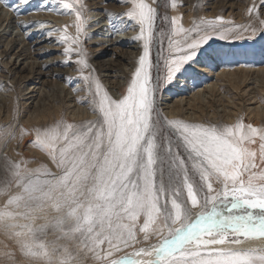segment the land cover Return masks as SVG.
Segmentation results:
<instances>
[{"label":"snow or ice","instance_id":"obj_1","mask_svg":"<svg viewBox=\"0 0 264 264\" xmlns=\"http://www.w3.org/2000/svg\"><path fill=\"white\" fill-rule=\"evenodd\" d=\"M56 2L75 12L77 37L63 35V51L69 61L78 54L99 118L34 130L30 143L61 172L14 164L19 191L0 205V229L16 237L32 264H83L81 250L100 264H264V247L241 246L242 237L264 239V127L242 119L217 125L162 117L150 59L157 10L147 0H123L131 5L124 15L140 26L143 54L126 93L113 98L85 74L87 60L72 47L84 27L79 0ZM171 3L176 7L177 0ZM171 23L183 43L169 39L176 54L166 61L168 82L211 39L200 25L213 21L188 29L178 17ZM257 141L258 150L250 147ZM138 233L157 243L135 247ZM62 240L78 241L76 252ZM127 248L133 250L118 255Z\"/></svg>","mask_w":264,"mask_h":264},{"label":"rangeland","instance_id":"obj_2","mask_svg":"<svg viewBox=\"0 0 264 264\" xmlns=\"http://www.w3.org/2000/svg\"><path fill=\"white\" fill-rule=\"evenodd\" d=\"M147 2L157 10L150 45V59L153 63L152 84L156 86V108L162 117L169 120L179 118L188 122L217 125L233 124L238 119H242L244 123L254 127H264V107H262L264 101L261 104H250L249 101L244 102L245 99L241 98L240 102L236 100L240 104L233 107L230 103L228 107L226 103H223V106L215 103L213 109L217 114L213 116L208 108L206 118H198L199 114L203 115L200 109L190 108L187 103L196 92L206 91V94L207 89L210 88L208 86L214 82V76L220 73V70L224 72L233 69L235 71L236 69L250 70L248 76L250 78L248 82H250L246 84V87H242L244 90L248 88L245 94L249 90L252 91V95L257 93L258 96L263 93L261 89L264 88V73L258 75L256 72L264 69V0H177L176 7H172L171 0H147ZM75 6L81 11L84 27L78 35L77 44L72 47L79 49L87 60L89 67L84 69L85 74L91 73L92 78L98 80L103 89L107 90L113 98L119 99L126 93L132 73L139 66V56L143 54V40L136 39L140 33V26L135 20L124 15L131 5L123 0H79ZM172 11L176 13L173 14ZM122 17H126L125 20L131 21L136 28V32L129 36L133 37L130 41L137 45V48L131 50L139 53L136 63H131V59H122L121 55L124 54L114 49L116 45L109 46L116 36H120L121 39L125 37L124 32L117 28L108 32L104 28L95 30L107 19L116 20L115 23H118ZM172 17H178L180 25L185 29L191 28L194 23L200 24L201 20L213 21V24L211 26L200 25L209 33L211 39L202 45L197 57L185 66L182 74H178L172 82H168L166 61L176 54L169 39L183 43V34L173 31ZM91 23L99 25L93 27ZM65 34L73 38L77 37L76 15L74 11L63 8L56 0H30L27 5L21 4L20 0H0V35H2L0 36V100L4 102L5 99L6 102L0 101V189H6L4 194H0V205L7 201L9 195L19 191L12 175L14 164L19 163L22 168L27 167L28 169L40 168L41 171L47 169L57 175L61 172V169L44 151L30 143L34 140L35 129L45 128L59 120L81 124L96 121L99 118V113L93 110L89 84L80 77L81 66L75 62L79 58L78 54L73 52L71 61H69L63 51L65 47H68V44L61 40ZM101 39L108 41L102 43ZM123 40L128 41L125 38ZM104 46L107 48L100 51V48ZM26 47L31 53L25 50ZM123 49L130 50L128 47H123ZM109 67H112L111 71L108 70ZM123 67L127 73H130L129 75L124 76L120 72ZM208 68H211L215 74L205 77ZM258 80L262 81L258 82ZM252 81L257 83H252ZM55 82L59 84L57 88ZM32 90L33 92L28 94ZM179 90L181 92H177ZM77 93H83L81 97H78L81 104L77 105L76 101L69 103L67 99L69 100ZM226 93L228 97H233L230 91L224 92L223 95ZM180 99H183L181 115L169 118L170 107H174L176 101ZM241 105L247 110L240 118H232L236 109ZM58 107L61 110L59 118H54L53 114V118L33 120L41 115L40 112L45 111L44 113L47 114L56 111ZM257 107L259 111H262L263 116L258 118L259 123L254 125L252 115ZM88 108L92 109H89L91 110L90 117L82 119L80 112L88 111ZM250 109H254L252 113L249 112ZM29 120H32V123ZM33 122H36L34 129L28 131ZM258 145L259 141L250 147L258 150ZM142 235L138 233L140 243L135 247L157 242L155 236L145 242ZM48 239H55V236L50 232ZM60 242L68 244L72 251L76 252L78 241L62 240ZM253 247L264 246L250 245L245 248ZM132 250V248L123 249L118 255ZM5 253L12 255H5ZM79 259L83 261V264H100L91 258V253L84 250L79 251ZM0 264H32V261L19 251L16 237L3 229H0Z\"/></svg>","mask_w":264,"mask_h":264},{"label":"bare ground","instance_id":"obj_3","mask_svg":"<svg viewBox=\"0 0 264 264\" xmlns=\"http://www.w3.org/2000/svg\"><path fill=\"white\" fill-rule=\"evenodd\" d=\"M244 2V1H243ZM93 8H95V7H93ZM101 8V7H100ZM172 13H173V11H172ZM174 13H176V12H174ZM173 13V14H174ZM114 14V13H113ZM95 15V14H94ZM99 15V14H98ZM96 16V15H95ZM119 16V15H118ZM105 17V16H104ZM2 18V17H1ZM13 18V17H12ZM93 18H94V16H93ZM101 18V17H100ZM125 18L126 17H122L120 20V22H116L115 23V21L116 20H113V21H111V19H107V21L105 22V23H102V26H100V27H98V28H96L95 30L97 31V30H99V29H102V28H104V30L106 31V32H108V31H111V30H113L114 28H117V29H120L119 31H122V32H124L125 33V37H123V38H125L126 40H128V41H124L123 40V38L121 39V37L120 36H116L114 39H112V42L109 44V46L111 45H116L115 47H114V49L117 51V52H119V53H122V54H124V55H121V57H122V59H131V63H136V59H137V56H138V52H132L131 50L132 49H135V48H137V45H135V44H133V42H131L130 40H132L133 39V37H129L130 35H132L133 33H135L136 31V28H135V25H132V22L131 21H128V20H125ZM3 19V18H2ZM117 19V18H116ZM188 20V19H187ZM94 21V20H93ZM101 21H103V20H101ZM9 22V21H8ZM96 22V21H95ZM185 22H186V20H185ZM13 24V23H12ZM91 24H93V23H91ZM7 25V24H6ZM15 25H17V23L15 24ZM97 25H99L98 23H95V24H93V27H97ZM37 30V29H36ZM35 30V31H36ZM39 30V29H38ZM102 31V30H101ZM8 32V31H7ZM6 32V33H7ZM4 33V32H3ZM111 33V32H110ZM49 34V33H48ZM51 34V33H50ZM0 36H2V35H0ZM50 36V35H49ZM48 37V36H47ZM46 37V38H47ZM127 37H129V38H127ZM48 38H50V37H48ZM102 43H106L108 40H104V39H101L100 40ZM36 42H40V41H36ZM125 43V44H124ZM14 44V43H13ZM36 44V43H35ZM123 44V45H122ZM128 47L130 50L128 51V49L126 50H124L123 49V47ZM10 48H12V46H10ZM105 48H107V47H105L104 46V48L102 47V48H100V51H103ZM30 49V48H29ZM25 50L26 51H28L29 53H31L30 52V50H28L27 49V47L25 48ZM25 50H23V51H25ZM28 54V53H27ZM141 54V53H140ZM1 57H3L2 55H1ZM140 57V56H139ZM224 57V56H223ZM225 59V58H224ZM128 61V60H127ZM226 61V60H225ZM130 62V61H129ZM223 62H224V60H223ZM225 63V62H224ZM114 65V64H113ZM243 65V64H242ZM123 66V65H122ZM198 66V65H197ZM111 68V69H110ZM221 68V67H220ZM246 69V68H245ZM108 70H112V67H109L108 68ZM226 70H229V69H226ZM255 71V70H254ZM120 72H122L123 73V75L125 76V75H129L130 73H127L126 71H125V69H124V67L122 68V70L120 71ZM207 75H204L205 77H210L211 75H213V73L215 74V72H213L212 71V69L211 68H208V70H207ZM220 73H216V75L214 76V82H212L209 86L208 85H206V86H208V87H210V88H208L207 90V93L205 94V92H196L195 94H193L192 96H191V98H190V100L189 101H187V103H188V107H190V108H195V107H198L199 109H200V111H201V114H203V115H205V116H203V115H198V118H206V114H207V112H206V109H208V108H210V111H211V113H212V115L213 116H215L216 114H217V112L215 111V109H213V107H214V104L215 103H218L219 105H221L222 104V106H223V103H226V106L230 103L231 105H232V107L233 106H238V104H240V103H237V101L236 100H238V102H240L239 100L241 99V98H243V99H245L244 100V102H250V104L251 103H258V104H261V102H263L264 100V88L263 89H261V92H263L262 94H260V95H258L257 96V93L256 94H254L253 93V95H252V91H248V93L247 94H245L246 92H247V90H248V88H247V90H244L243 88L244 87H246L247 85L246 84H248L249 82H248V80L250 79L248 76H249V73H250V70L249 71H243V70H237L236 69V71L233 69L232 71H228V72H224L223 70H220L219 71ZM252 72V71H251ZM256 72V71H255ZM252 73H254V72H252ZM258 75H260V73L261 74H263L264 73V69H259V70H257V72H256ZM53 74H54V72H53ZM254 75H255V73H254ZM253 75V76H254ZM107 76V75H106ZM251 76V75H250ZM263 76V75H262ZM59 78V77H58ZM61 78V77H60ZM29 79V78H28ZM63 79V78H62ZM213 79V78H212ZM255 79V78H254ZM32 80V79H31ZM30 80V81H31ZM264 80V79H263ZM186 81V80H185ZM228 83V84H225L226 82ZM262 81V80H261ZM260 80H258V82H261ZM58 82V81H57ZM63 82V81H62ZM56 83V82H55ZM252 83H255V81L253 82L252 81ZM257 83V82H256ZM255 83V84H256ZM57 84V83H56ZM58 85L59 84H57V86H55L56 88L58 87ZM263 85H264V82H263ZM257 86V85H256ZM78 87V86H77ZM243 87V88H242ZM264 87V86H263ZM260 89V88H259ZM55 90V89H54ZM201 90V89H200ZM257 90H258V88H257ZM64 91V90H63ZM85 91V90H84ZM196 91V90H195ZM230 91V93L233 95V97H228V95H227V93L225 94V95H223V93L224 92H229ZM243 91V93L241 94V92ZM254 92H255V90H253ZM31 92H33V90L32 91H29L28 92V94L29 93H31ZM177 92H181L180 90L179 91H177ZM259 92V91H258ZM27 94V93H26ZM44 94V93H43ZM230 94V95H231ZM83 95V93H77V94H74V95H72V97L68 100L67 99V101L69 102V103H72V102H74V101H76V104L78 105V104H81L80 103V98H78V97H81ZM208 95V96H207ZM234 95H236L237 96V98H236V96H234ZM257 96V97H256ZM28 98H30V97H28ZM57 98V97H56ZM60 98V97H59ZM216 98V99H215ZM4 99V98H3ZM2 99V100H3ZM31 99V98H30ZM184 99V98H183ZM183 99H180L179 101H176V104H175V106L174 107H170L171 109H170V111L168 112V115H169V118H176V115H178V114H180V113H182L181 111L183 110L182 109V106H181V101L183 100ZM65 100V99H64ZM1 101V100H0ZM60 101H61V98H60ZM2 102V101H1ZM4 102H5V99H4ZM4 102H2V103H4ZM243 102V103H244ZM6 103V102H5ZM184 104H186V103H184ZM183 104V105H184ZM43 105V104H42ZM246 105V104H245ZM75 106V105H74ZM230 106V105H229ZM69 107V106H68ZM228 107V106H227ZM259 107V106H258ZM258 107L255 109L256 110V112L255 113H253V121H254V125H257L258 123H259V119L258 118H262V116L263 115H261L262 114V111H259L258 110ZM262 107H264V106H262ZM39 108V107H38ZM59 108V107H58ZM89 109H91V108H88V111H81L79 114L81 115V118L83 119V118H88V117H90V111L92 110H89ZM56 110V109H55ZM245 110H247V109H245L244 108V106L243 105H241V107H238L237 109H236V113L232 116V118H240L243 114V112H245ZM253 110L254 109H250L249 110V112L250 113H252L253 112ZM261 110V109H260ZM60 108L59 109H57L56 111H51V112H49V113H47V114H45L44 112L45 111H42V113L40 112V114L41 115H38V117H35L33 120H37L36 118H41V120H42V118H53L54 116H53V114L55 115V117L54 118H59L60 117ZM229 113V112H228ZM78 115V114H77ZM181 115V114H180ZM182 116H183V114H182ZM178 117V116H177ZM229 117V116H228ZM182 118V117H181ZM209 118H211V117H209ZM38 120H40V119H38ZM46 120V119H45ZM52 120V119H51ZM55 120V119H54ZM30 121V120H29ZM38 122V121H37ZM45 122V121H44ZM30 123H32V120L30 121ZM30 123H29V126H30ZM34 123H36V122H33V125L31 124V126L29 127V130L28 131H32L33 129H34V127H35V124ZM27 125V124H26ZM34 132V131H33ZM36 153V152H35ZM41 153V152H40ZM16 156H18V155H16ZM19 157V156H18ZM16 159V158H15ZM46 161V160H45ZM50 161V160H49ZM38 164H39V162H37ZM42 164V163H41ZM46 164V163H45ZM49 166H51V165H49ZM244 240V243L241 245L242 247H247V246H264V239H261V238H255V239H249V240H247V239H243ZM148 242V241H147ZM155 243H157L156 241L154 242V244Z\"/></svg>","mask_w":264,"mask_h":264}]
</instances>
